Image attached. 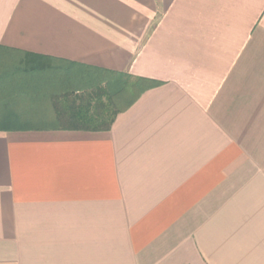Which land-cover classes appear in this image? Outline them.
I'll return each mask as SVG.
<instances>
[{
    "label": "crops",
    "instance_id": "obj_1",
    "mask_svg": "<svg viewBox=\"0 0 264 264\" xmlns=\"http://www.w3.org/2000/svg\"><path fill=\"white\" fill-rule=\"evenodd\" d=\"M0 54V264H264V0H0ZM83 67L146 87L108 131Z\"/></svg>",
    "mask_w": 264,
    "mask_h": 264
},
{
    "label": "trees",
    "instance_id": "obj_2",
    "mask_svg": "<svg viewBox=\"0 0 264 264\" xmlns=\"http://www.w3.org/2000/svg\"><path fill=\"white\" fill-rule=\"evenodd\" d=\"M3 57L0 54V64H4ZM86 67H83L82 70L76 69L75 78L70 79L69 86L65 84L61 86L59 96L61 103L57 108L59 114L52 121L57 123L58 128L108 131L116 116L133 104L146 87L133 91L134 84L131 76L120 72L93 70ZM5 72L8 76L11 74L13 76L18 71L10 69ZM69 73L71 74V71ZM0 121L5 122V120Z\"/></svg>",
    "mask_w": 264,
    "mask_h": 264
}]
</instances>
